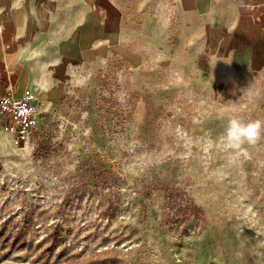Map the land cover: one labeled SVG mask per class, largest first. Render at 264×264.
Returning a JSON list of instances; mask_svg holds the SVG:
<instances>
[{
	"label": "rangeland",
	"instance_id": "obj_1",
	"mask_svg": "<svg viewBox=\"0 0 264 264\" xmlns=\"http://www.w3.org/2000/svg\"><path fill=\"white\" fill-rule=\"evenodd\" d=\"M124 2L127 56L79 70L26 144L0 116V264H264V140L223 141L264 120V63L229 92L213 0Z\"/></svg>",
	"mask_w": 264,
	"mask_h": 264
},
{
	"label": "crops",
	"instance_id": "obj_2",
	"mask_svg": "<svg viewBox=\"0 0 264 264\" xmlns=\"http://www.w3.org/2000/svg\"><path fill=\"white\" fill-rule=\"evenodd\" d=\"M125 0H0V97L30 90L42 112L62 101L74 77L110 55L127 56L119 14ZM207 14V0H180ZM229 25L215 27L229 92L264 63V0H213ZM211 7L212 3H209Z\"/></svg>",
	"mask_w": 264,
	"mask_h": 264
},
{
	"label": "built area",
	"instance_id": "obj_3",
	"mask_svg": "<svg viewBox=\"0 0 264 264\" xmlns=\"http://www.w3.org/2000/svg\"><path fill=\"white\" fill-rule=\"evenodd\" d=\"M1 125L11 135L17 145L30 141L34 132L40 125L42 110L34 102L30 90H25L22 95L9 88L0 97Z\"/></svg>",
	"mask_w": 264,
	"mask_h": 264
},
{
	"label": "clouds",
	"instance_id": "obj_4",
	"mask_svg": "<svg viewBox=\"0 0 264 264\" xmlns=\"http://www.w3.org/2000/svg\"><path fill=\"white\" fill-rule=\"evenodd\" d=\"M264 140V120L243 121L240 118H232L226 126L223 141L225 147L234 150H242L247 145H256Z\"/></svg>",
	"mask_w": 264,
	"mask_h": 264
}]
</instances>
